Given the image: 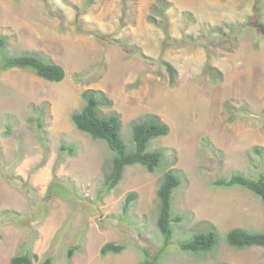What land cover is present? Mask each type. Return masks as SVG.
I'll list each match as a JSON object with an SVG mask.
<instances>
[{"label":"rangeland","instance_id":"1","mask_svg":"<svg viewBox=\"0 0 264 264\" xmlns=\"http://www.w3.org/2000/svg\"><path fill=\"white\" fill-rule=\"evenodd\" d=\"M156 1L0 0L8 51L37 53L66 74L50 83L29 70L0 73V264L27 250L33 264H140L144 249L163 244L156 191L168 170L181 177L172 197L180 221L159 264H264V248L224 241L232 228L264 231L263 203L212 184L264 173L253 151H264V35L253 26H264V0H163L166 10L150 22ZM160 62L174 67L173 79ZM85 89L108 97L103 112L120 116L126 142L131 122L146 115L168 125L149 145L164 151L161 167H128L103 190L112 153L70 122ZM211 226L220 238L213 252L180 250ZM106 243L123 250L101 256Z\"/></svg>","mask_w":264,"mask_h":264},{"label":"trees","instance_id":"2","mask_svg":"<svg viewBox=\"0 0 264 264\" xmlns=\"http://www.w3.org/2000/svg\"><path fill=\"white\" fill-rule=\"evenodd\" d=\"M94 0H87L92 3ZM151 6V14L148 20L161 17L167 8L163 0L156 1ZM80 16V13L77 14ZM76 22L75 27H79ZM79 31V30H78ZM167 38V37H166ZM177 42V41H176ZM180 42H183L180 40ZM171 79L175 77L176 71L168 62H160ZM9 69L29 70L37 77L50 82L59 83L65 78L64 69L57 63L47 60L34 52H23L18 54L10 53L7 49L6 38L0 36V73ZM205 72L213 76L214 68L209 65ZM217 78V77H216ZM80 98L82 106L70 114L72 126L79 132L88 135L93 140H102L111 151L112 157L109 160L108 170L103 178V190L108 192L114 189L122 180L126 168L139 165L147 172H154L162 166L165 160V153L162 149H149V145L155 139L166 136L169 127L156 114H149L140 120L130 124V139L126 142L122 136V123L120 116L114 112H103L111 107V101L100 90L85 89ZM61 150L70 153L74 152L72 147L60 146ZM254 153L264 158V151L254 147ZM213 185L221 188L239 187L250 191L264 205V173H259L256 178L244 176L241 173H234L228 178H220L212 182ZM181 185V177L173 170L165 171L156 191L158 199L157 228L163 237V244L154 253L147 249L143 250L144 260L140 264H159L160 259L166 252L173 234V223L180 221L179 217L172 215V197L176 189ZM135 195L128 194L124 203L127 209ZM225 243L237 250L251 247L264 248V231H249L243 228H232L224 235ZM220 238L217 230L211 226L205 230L194 232L190 238L183 241L179 247L187 254H207L213 252L219 245ZM123 246L115 243H106L100 248V255L119 254ZM71 252H69V255ZM37 259L36 254L31 250L20 253L10 258L9 264H33ZM52 257L46 258L41 264H50Z\"/></svg>","mask_w":264,"mask_h":264},{"label":"water","instance_id":"3","mask_svg":"<svg viewBox=\"0 0 264 264\" xmlns=\"http://www.w3.org/2000/svg\"><path fill=\"white\" fill-rule=\"evenodd\" d=\"M253 26L262 34V35H264V26L263 25H261V24H259V23H257V22H255L254 24H253Z\"/></svg>","mask_w":264,"mask_h":264}]
</instances>
